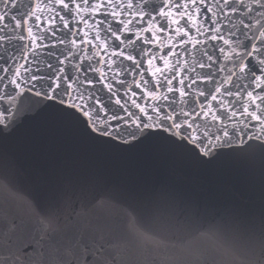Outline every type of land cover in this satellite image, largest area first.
<instances>
[{
    "label": "snow or ice",
    "instance_id": "6c2138e0",
    "mask_svg": "<svg viewBox=\"0 0 264 264\" xmlns=\"http://www.w3.org/2000/svg\"><path fill=\"white\" fill-rule=\"evenodd\" d=\"M157 33L178 39L165 47ZM252 121L261 135L247 137ZM53 125L121 161V178L54 182L26 167ZM242 134L264 139V0H0V264H129L175 229L251 223L254 186L247 202L209 208L172 175L212 169ZM257 150L264 222V144L242 152ZM155 151L172 163L149 183L137 170ZM70 190L86 210L64 217Z\"/></svg>",
    "mask_w": 264,
    "mask_h": 264
},
{
    "label": "water",
    "instance_id": "95a60500",
    "mask_svg": "<svg viewBox=\"0 0 264 264\" xmlns=\"http://www.w3.org/2000/svg\"><path fill=\"white\" fill-rule=\"evenodd\" d=\"M149 3L152 7H159L161 0H149ZM196 22L199 25L200 22L198 20ZM160 23L162 24L163 21L161 20ZM157 36V44H164L165 47L175 44L178 39L171 33L164 35L157 33ZM190 37L193 40L197 38L192 33ZM195 55L196 53L193 52V56ZM192 58L191 56L183 57L189 61ZM154 64L157 67L161 66L159 61H154ZM212 107L215 111V104ZM189 109L190 106H186L185 110ZM216 114L219 115V112ZM210 116L211 113L208 118L197 120L199 125L197 131L205 129V125L210 122ZM245 123V120L240 118L239 124L243 126ZM231 127L232 124H229V128ZM208 131L215 132L216 128L211 127ZM245 133L247 137L259 136L261 125L252 121L245 129ZM53 135L54 140L50 149L48 136H42L41 152L22 160L26 167L36 169L41 178H49L54 182L69 178L79 182L86 174L97 170L107 172L112 179L121 178L120 170L124 164L81 143L73 129L53 125ZM249 143L264 144V139L250 140L242 134L241 139L234 140L232 144L224 143L217 149L225 155L212 169L184 168L172 174L178 187L202 207L220 208L230 203L232 197L241 198L242 195L247 202V197L252 195L254 186L256 203L252 209L254 216L251 223L230 226L208 236L200 234L208 231L206 226L199 229L178 228L188 234V238L182 243L183 247L191 253L195 264H264V222L261 220L259 202L262 159L259 150L254 155L242 152ZM143 160L145 168L137 171L149 183L163 178L172 163L169 157L158 151L148 154L143 157ZM133 175L135 176V173ZM85 210L79 193L70 190L59 213L68 217ZM205 210L202 209V211Z\"/></svg>",
    "mask_w": 264,
    "mask_h": 264
},
{
    "label": "clouds",
    "instance_id": "9594fccd",
    "mask_svg": "<svg viewBox=\"0 0 264 264\" xmlns=\"http://www.w3.org/2000/svg\"><path fill=\"white\" fill-rule=\"evenodd\" d=\"M166 235L169 241L167 246L137 256L129 264H195L191 253L183 247L182 243L188 238V234L175 229ZM191 238L195 239L194 237Z\"/></svg>",
    "mask_w": 264,
    "mask_h": 264
}]
</instances>
